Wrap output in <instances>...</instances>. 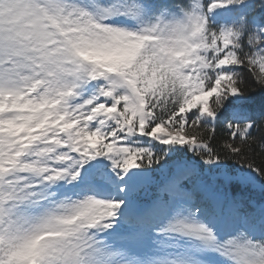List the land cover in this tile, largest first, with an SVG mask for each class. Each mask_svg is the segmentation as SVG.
<instances>
[{"label":"snow or ice","instance_id":"1","mask_svg":"<svg viewBox=\"0 0 264 264\" xmlns=\"http://www.w3.org/2000/svg\"><path fill=\"white\" fill-rule=\"evenodd\" d=\"M264 0H0V264H264Z\"/></svg>","mask_w":264,"mask_h":264},{"label":"trees","instance_id":"2","mask_svg":"<svg viewBox=\"0 0 264 264\" xmlns=\"http://www.w3.org/2000/svg\"><path fill=\"white\" fill-rule=\"evenodd\" d=\"M262 103H264V98H262V97H257V98L253 101L254 106H256L257 108H258Z\"/></svg>","mask_w":264,"mask_h":264}]
</instances>
